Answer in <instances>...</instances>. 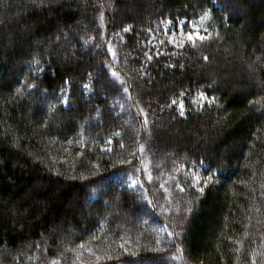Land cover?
Wrapping results in <instances>:
<instances>
[{
    "label": "trees",
    "instance_id": "trees-1",
    "mask_svg": "<svg viewBox=\"0 0 264 264\" xmlns=\"http://www.w3.org/2000/svg\"><path fill=\"white\" fill-rule=\"evenodd\" d=\"M156 263L264 264V0H0V264Z\"/></svg>",
    "mask_w": 264,
    "mask_h": 264
},
{
    "label": "rangeland",
    "instance_id": "rangeland-1",
    "mask_svg": "<svg viewBox=\"0 0 264 264\" xmlns=\"http://www.w3.org/2000/svg\"><path fill=\"white\" fill-rule=\"evenodd\" d=\"M208 20V15H203V17H201L199 20L195 21V22H190L187 23L186 21H182L180 22L178 25H174L173 23L167 22L163 25L162 30H161V36L164 37V39H166L168 42H170L172 45L174 46H178L182 43H184L187 40V36L186 33H188L189 31H193V30H199L201 32V34H204L206 32V28L204 27V25L207 23ZM181 25L183 26L181 28ZM205 35V34H204ZM175 37V41L176 43L171 42L172 38ZM157 42L155 37H152V39L150 40V45H155ZM207 101V97L204 94H201L200 97L197 99L196 102H199L201 104H203L204 102ZM176 105H178V107L181 110H184V105L182 103H177ZM181 105H183V107H181ZM165 128V126H163V129ZM181 172H184L185 169L180 170ZM188 174L190 175H194L193 176V180H195V183H199L201 181V176L199 174H195V172L193 171V169L188 170ZM189 176V175H187ZM128 183L130 184V187H136L137 183L135 180L133 179H129ZM88 207H91V205L86 204ZM105 206L108 208H113L115 209L116 204L113 203H106ZM118 217L120 218V220L122 222H135L137 223V221H139V219L137 218H129L127 214L123 213V212H119ZM157 264V263H156Z\"/></svg>",
    "mask_w": 264,
    "mask_h": 264
},
{
    "label": "snow or ice",
    "instance_id": "snow-or-ice-1",
    "mask_svg": "<svg viewBox=\"0 0 264 264\" xmlns=\"http://www.w3.org/2000/svg\"><path fill=\"white\" fill-rule=\"evenodd\" d=\"M182 27L183 26L181 25V28ZM186 36H187V40L189 42H192L193 44H195V42L197 40L204 41L205 39L208 38L206 35L201 34V32L199 30L189 31L188 33H186ZM171 42L176 43L175 37L172 38V41ZM173 103H175V101H173ZM181 107H183V105H181Z\"/></svg>",
    "mask_w": 264,
    "mask_h": 264
}]
</instances>
